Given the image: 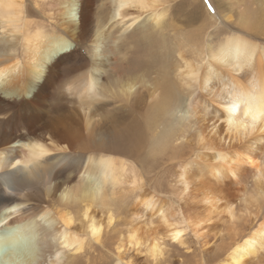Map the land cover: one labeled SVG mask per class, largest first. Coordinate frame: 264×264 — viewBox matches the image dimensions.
Instances as JSON below:
<instances>
[{"label": "bare ground", "instance_id": "6f19581e", "mask_svg": "<svg viewBox=\"0 0 264 264\" xmlns=\"http://www.w3.org/2000/svg\"><path fill=\"white\" fill-rule=\"evenodd\" d=\"M47 1L0 0V264H264V0Z\"/></svg>", "mask_w": 264, "mask_h": 264}, {"label": "rangeland", "instance_id": "374dc122", "mask_svg": "<svg viewBox=\"0 0 264 264\" xmlns=\"http://www.w3.org/2000/svg\"><path fill=\"white\" fill-rule=\"evenodd\" d=\"M218 1H219V4L221 5V6H223V7H226V8H224V9H227L228 8V6H229V3L230 2H233V0H202V2H203V10H204V12H205V10H206V12L208 13V14H210V15H215V13L217 12V10H216V8H218V6H217V3H218ZM227 1V2H226ZM229 1V2H228ZM176 2H183L182 0H177ZM216 2V3H215ZM46 3H50V4H54L55 3V0H48ZM223 3V4H222ZM224 3H225V5H224ZM179 4V6L180 7H173V11L175 12V13H181V14H184V15H186L187 14V12H188V10H189V8H186V6H185V3L182 5V4H180V3H178ZM228 4V5H227ZM230 7V6H229ZM235 9H237L238 8V6H235L234 7ZM176 9V10H175ZM219 9V8H218ZM42 10H43V12H44V14H49L48 12H49V6L47 5H45V6H43L42 7ZM177 11V12H176ZM216 11V12H215ZM206 12H205V14H206ZM214 13V14H213ZM42 21H44L45 23H48L47 21H45V20H43L42 19ZM208 21H209V18H208ZM210 32H212V30H210ZM220 34H222L223 35V33H220ZM249 35H250V33H249ZM249 37V36H248ZM209 38H210V34H209ZM189 54H187V57L189 58V56H191V55H189ZM191 58H192V56H191ZM190 58V59H191ZM82 73H88V71H80V72H78L77 74L78 75H80V74H82ZM64 77L65 76H67L68 75V72H64L63 74H62ZM88 77V75L86 76V78ZM70 89H72V87H70V86H67V87H65L64 88V90L68 93V94H71L72 93V91L70 90ZM77 97H79V95H77ZM69 98H71V99H73L72 97H69ZM74 98H76V97H74ZM77 99V98H76ZM78 112L80 113L81 112V108H78ZM129 165H130V167H132V169L134 170V167L132 166L133 164L132 163H128ZM132 164V165H131ZM136 170V169H135ZM136 173H137V171H136ZM129 175H131L132 176V174L129 172L128 173ZM138 174V173H137ZM176 175H178V171H177V167H171L170 169H168L167 170V173H166V175H165V177H164V189H158V190H161L162 192H163V200L164 201H168V199L165 197V195H168V197L169 198H171V200H170V202H174V203H177V204H179V205H176L175 204V209H178V210H180L181 209V202L179 201V198L176 196L177 194H179V190H181V189H169V183L170 184H174V182H175V177H176ZM250 180V181H249ZM249 180H247V182H245V183H243L242 185H238V186H233V188H232V190H233V194H235V192H236V194H235V197L237 196V194L238 195H243L244 194V192L245 193H248V194H250L251 192H253V188H254V184L253 185H251L253 182H252V180L251 179H249ZM251 182V183H250ZM248 183V184H247ZM245 185H246V188H245ZM241 186H244V187H241ZM132 187V188H131ZM237 187V188H236ZM248 187H249V189H248ZM238 188H240V189H238ZM243 188V189H242ZM245 188V189H244ZM131 189H134L133 188V186L131 185V184H128L127 183V181H126V184H124V185H122V187L120 188V189H118V191L119 192H123L124 191V194L125 193H129V195H131V193H133V192H131ZM248 189V190H247ZM140 189H138V190H136V192H137V194L140 192L139 191ZM145 190H149V191H153V189H145ZM243 192V193H242ZM174 193L176 194V195H174ZM232 199H234V196H233V198ZM201 212V210L200 209H198V212ZM197 212V211H196ZM119 227V229L121 228L122 230H125L126 229V227L125 226H123V225H120V226H118ZM118 229V230H119ZM225 229V228H224ZM223 229V230H224ZM122 230H119V231H122ZM247 232V231H246ZM118 237V234L115 236V238H117ZM172 251L170 252V256H171V259H173V258H184V256L182 255V253L183 252H185L183 249H180V248H172L171 249ZM215 256H218V255H215ZM184 259H187L188 261H189V264H201V261H200V257H197L196 259L194 258V256H192L191 255V257H186V258H184ZM213 259H214V256L212 255V256H207V261H208V263L207 264H217V261H213ZM165 261V260H164Z\"/></svg>", "mask_w": 264, "mask_h": 264}]
</instances>
